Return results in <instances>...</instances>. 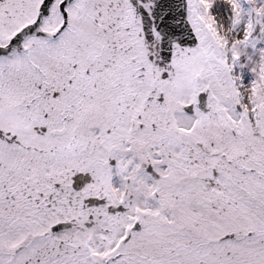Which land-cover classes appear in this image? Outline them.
<instances>
[{
    "label": "snow or ice",
    "instance_id": "obj_1",
    "mask_svg": "<svg viewBox=\"0 0 264 264\" xmlns=\"http://www.w3.org/2000/svg\"><path fill=\"white\" fill-rule=\"evenodd\" d=\"M0 264H264V0H0Z\"/></svg>",
    "mask_w": 264,
    "mask_h": 264
}]
</instances>
